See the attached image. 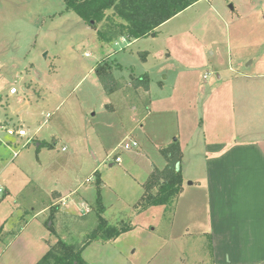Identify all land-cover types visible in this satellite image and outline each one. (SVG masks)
<instances>
[{"label": "crops", "instance_id": "0c3cea01", "mask_svg": "<svg viewBox=\"0 0 264 264\" xmlns=\"http://www.w3.org/2000/svg\"><path fill=\"white\" fill-rule=\"evenodd\" d=\"M108 1L115 5L119 0ZM202 1L195 2L148 35L140 38L121 35L113 44L126 50L140 39H156L170 20ZM16 9V0H0V123L24 127L33 141L23 147L26 137L0 132L9 142V146L0 142V264H37L57 242L55 232L65 241L70 238L69 242L83 243V238L99 224L98 210H95L98 190L102 204H106L108 184L103 176L102 182L97 183L101 166L114 156L110 166L118 164L131 174L136 173L140 177L138 184L145 191L144 184L150 175L167 165L161 146L168 144L177 130L184 176L178 200L191 196L192 203H199L192 204L191 208L188 204L185 230L196 229V235L207 236L212 264H264V132L252 133L246 129L240 136L241 128L236 120L228 130L215 124L210 129L211 135L204 138L203 157L196 170H192V160L187 164L184 156L188 145L186 131L195 126V118L177 112L178 128L172 131L170 138L163 137L166 123L157 114L171 109L165 108L167 99H163L164 96L161 99L154 96L149 98L142 114L137 113L138 106H135V110H128L123 118L117 114L119 106L106 104L110 114L122 119L121 137L114 140L110 130L103 132L96 126L97 113L89 114L86 104L74 93L85 76L72 92L65 93L61 84H51L43 75H35L36 67L31 58L32 33L17 30L20 18ZM186 54L193 59L188 51ZM45 56L48 60L49 54ZM96 65L90 66L85 75L93 72ZM18 83V92L12 94L11 87ZM125 83L129 93L131 89L145 90V94L152 95L150 82L148 89L127 80L123 85ZM164 85L160 84L162 91ZM121 89L111 95L128 94ZM33 95L38 97L39 103L42 99L46 102L45 98L50 100V107L41 110L39 106L34 107ZM238 98L233 96L234 102ZM197 124L196 129L203 128L201 120ZM128 137H135L139 145L124 150V154L117 153ZM42 142L49 145H42ZM118 155L121 162L115 159ZM105 204L102 216L115 225L106 217L112 205ZM164 207L156 205L137 211L134 206L131 224L144 220L150 227ZM52 210L55 212L51 220ZM132 229L134 225L129 231ZM181 235L176 238L174 232L175 241L184 238ZM117 239L87 240L82 248L84 260L93 264L94 260L86 253L95 250L105 255L112 252L110 256L120 264H134L127 250L114 245Z\"/></svg>", "mask_w": 264, "mask_h": 264}, {"label": "rangeland", "instance_id": "374dc122", "mask_svg": "<svg viewBox=\"0 0 264 264\" xmlns=\"http://www.w3.org/2000/svg\"><path fill=\"white\" fill-rule=\"evenodd\" d=\"M16 8L20 18L17 30L32 33L31 58L36 67L35 75H43L51 84H61L65 93L72 92L85 76L74 93L86 104L89 114L97 113L96 126L103 132L110 130L112 139L121 137L122 119L110 114L106 104L119 106L117 114L123 118L128 110L134 111L135 106H138L137 113L142 114L149 98L154 96L160 99L164 96L165 108L171 109L157 114L166 123L163 137L170 138L172 131L178 128L177 112L195 118V126L186 131L188 145L184 156V162L192 160V170H196L203 157L204 140L211 135L210 129L215 124L228 130L236 120L241 128L240 136L246 129L252 133L264 132V0H204L170 20L156 39H140L126 50L113 41L103 45L97 28L90 27L76 13L68 12L63 0H16ZM186 51L193 59L184 55ZM46 54H49L48 60ZM94 64L96 67L110 65L113 75L116 70V88L106 89L96 69L85 75ZM53 69L57 73L52 72ZM143 74H148L153 84L151 97L145 90L131 89L129 93L126 83L123 85L124 80L134 85L133 80ZM161 83L165 84L164 91ZM16 86L19 87V83ZM120 88L128 94L111 95ZM233 96H239L238 101L234 102ZM45 99L46 102L42 99L39 103L34 96V107L49 108L50 100ZM200 120L203 128L196 129ZM173 135L161 148L176 140L179 143L178 130ZM117 153L124 154V150L119 148ZM113 159L114 156L98 172L100 183L103 176L108 184L106 204H103L112 205L106 217L117 226L130 229L134 225V229L118 235L114 245L127 250L134 264H212L207 236H198L194 233L198 230L184 227L188 204L191 208L192 204L199 203H192L193 198L185 196L165 206L150 227L144 220L131 224L134 206L137 211H143L135 204L144 190L138 184L140 177L136 173L131 174L118 164L110 166ZM97 206L95 202L96 211ZM54 212L51 211L49 219L54 218ZM174 232L176 238L180 233L184 238L175 241ZM89 238L87 234L83 243L69 242L70 238L66 242L76 249L83 248ZM52 248L56 253V242ZM86 255L94 260L93 264H120L110 256L112 252L105 255L94 250Z\"/></svg>", "mask_w": 264, "mask_h": 264}, {"label": "trees", "instance_id": "16d2710c", "mask_svg": "<svg viewBox=\"0 0 264 264\" xmlns=\"http://www.w3.org/2000/svg\"><path fill=\"white\" fill-rule=\"evenodd\" d=\"M67 11L76 13L81 19L97 28V35L103 45L116 40L121 35L140 38L155 31V28L184 11L199 0H119L112 5L108 0H63ZM96 71L108 90L116 88V80L108 64H99ZM149 76L143 74L133 80L135 86L149 88ZM173 142L162 151L167 165L153 172L144 184V194L136 205L139 210L151 206L174 204L183 191L182 150ZM42 145L49 143L42 142ZM97 183L100 177L97 174ZM99 215L97 228L90 233L88 242L96 239L110 240L128 227L109 224L102 216L104 206L98 190L96 200ZM87 242V241H86ZM57 250L53 248L37 264H88L82 256V248H75L63 239H57Z\"/></svg>", "mask_w": 264, "mask_h": 264}, {"label": "built area", "instance_id": "2783aa9c", "mask_svg": "<svg viewBox=\"0 0 264 264\" xmlns=\"http://www.w3.org/2000/svg\"><path fill=\"white\" fill-rule=\"evenodd\" d=\"M10 92L12 94L17 93L18 87L14 85L13 87H11ZM2 131L3 132L5 131L9 135H18L21 137H26V141L23 143V147L27 146L28 144H30L33 141V137L29 136L27 130L21 126L9 125V124H6L4 122H1L0 123V132H2ZM0 142H2L4 145L9 146V142L5 141V139L3 137H1V135H0ZM138 145H139V142L136 139L128 137L123 143H121L119 148H121L123 150H130V149L137 147ZM14 153L17 154L16 151ZM115 159L117 162H121V156L120 155L116 156Z\"/></svg>", "mask_w": 264, "mask_h": 264}]
</instances>
